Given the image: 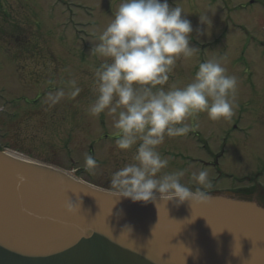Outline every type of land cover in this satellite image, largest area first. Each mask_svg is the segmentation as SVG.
<instances>
[{
  "label": "rangeland",
  "instance_id": "374dc122",
  "mask_svg": "<svg viewBox=\"0 0 264 264\" xmlns=\"http://www.w3.org/2000/svg\"><path fill=\"white\" fill-rule=\"evenodd\" d=\"M0 2L5 5L0 9V68L25 79L22 84L6 75L1 77L0 86L10 87L14 98L21 95L22 88L29 100L45 93L36 114L18 128L37 139L27 144L31 148L33 145L34 154L16 141L6 145L47 164L66 170L75 167L81 170L78 173L84 182L111 190V175L131 162L132 152L117 149L111 117L102 114L93 118L87 114L88 104L95 99L92 76L100 63L90 55V49L122 0H62L70 5L68 8L59 0ZM169 5L181 7L187 15L193 27L191 46L199 51L191 58L177 59L164 87L189 83L203 62L201 56L216 52V58H224L228 74L237 77L238 88L237 107L230 119L212 121L201 113L189 121L195 131L182 137H166L159 146L161 155L169 158L166 171L186 170L181 182L195 190L201 186L191 180V173L207 169L212 182V187L206 189L209 193L238 191L253 187L251 182L264 186V46L257 44L245 52V44L235 31L229 32L221 47L204 49L197 45L211 42L227 17L264 38V0H174ZM77 6L85 7L87 14L79 13ZM241 6L249 8L241 11ZM201 16H207L211 23L202 24ZM69 17L80 25L68 23ZM70 79H76L82 88L80 96L49 107L45 102L47 93L64 87ZM51 116L57 127L55 133L44 129L51 123ZM238 117L243 120L238 121ZM63 118L73 127L71 140L62 131ZM86 155L97 162L93 172L85 166ZM252 189L237 198L255 200L257 189Z\"/></svg>",
  "mask_w": 264,
  "mask_h": 264
},
{
  "label": "water",
  "instance_id": "95a60500",
  "mask_svg": "<svg viewBox=\"0 0 264 264\" xmlns=\"http://www.w3.org/2000/svg\"><path fill=\"white\" fill-rule=\"evenodd\" d=\"M115 195L0 153V264H264V210L254 203Z\"/></svg>",
  "mask_w": 264,
  "mask_h": 264
},
{
  "label": "clouds",
  "instance_id": "9594fccd",
  "mask_svg": "<svg viewBox=\"0 0 264 264\" xmlns=\"http://www.w3.org/2000/svg\"><path fill=\"white\" fill-rule=\"evenodd\" d=\"M186 17L181 7H171L167 0H122L90 49L100 63L92 76L95 99L87 114L111 117L117 149L132 152L131 162L110 178V189L119 199L145 204L211 202L207 169L191 173V180L201 186L193 190L181 182L186 170L166 171L169 158L159 151L166 137L195 131L192 118L204 113L212 121L227 120L237 107L238 79L228 74L224 58L200 62L194 78L182 87H164L177 59L199 51L191 46L193 27ZM200 19L211 23L207 16ZM81 91L77 80L70 79L48 92L45 102L54 107L65 98L75 100ZM85 166L93 172L97 162L86 155ZM66 211L75 215L76 203L69 199Z\"/></svg>",
  "mask_w": 264,
  "mask_h": 264
},
{
  "label": "flooded vegetation",
  "instance_id": "af4514ba",
  "mask_svg": "<svg viewBox=\"0 0 264 264\" xmlns=\"http://www.w3.org/2000/svg\"><path fill=\"white\" fill-rule=\"evenodd\" d=\"M228 25H233V23L226 22L225 24H223L222 27L218 29V32L216 33H218L219 36L227 35L228 32L232 31V29L228 28ZM238 30H241V32H243V35L246 36L245 38L242 36L241 38L242 42L253 41L261 45L264 44V38L255 36L254 34L252 35L250 33V29L242 27V28H238ZM210 57H214V56L211 55ZM1 67L2 68H0V81H1V77L5 78L6 75H8L11 79L16 81L21 80L22 84H24L23 82L25 81V79H23L22 77H20L21 79H19L18 75H16L17 77H15L14 75H12L11 72H7V68H4L3 66ZM13 74H15V72ZM10 90H11L10 87L9 89H7L5 85L0 86V110H1L0 122H2V124L0 123V141L19 142L21 143L22 146H24L23 150L34 154V150L32 149L33 145L31 148L30 145L27 146V144L30 142L33 143L37 139H35V137L30 133H28L27 131L20 130L18 128L20 125H22L23 121L31 119V116L33 114H36L35 110H37L36 108H39L40 103H42L41 100L43 95H45V93H43V95L42 94L38 95L33 100H29L28 98L24 97L26 95L25 93L22 94L23 92H25L24 88H22L21 95L16 98L11 96L9 92ZM53 118L54 117L51 116L50 119L51 123L44 126L45 131L48 130V131H53L54 133L57 132V127L55 128V124L52 122ZM238 120L241 119L238 118ZM26 123L27 121L24 124ZM62 127H63L62 131L66 132L64 135L68 136L67 139L70 140L73 137L74 130L71 124H67L65 122V118L62 119ZM247 192H251V191H247ZM233 196L236 197V194H233ZM253 198L257 200L256 202L259 204V206H262L264 208L263 189H259L257 191V195L253 196Z\"/></svg>",
  "mask_w": 264,
  "mask_h": 264
}]
</instances>
